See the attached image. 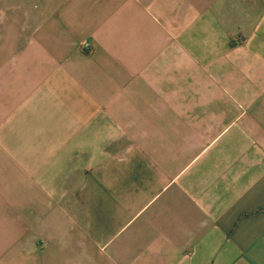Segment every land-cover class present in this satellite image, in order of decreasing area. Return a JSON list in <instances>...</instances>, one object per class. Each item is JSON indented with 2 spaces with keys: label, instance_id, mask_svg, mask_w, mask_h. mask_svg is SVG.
Listing matches in <instances>:
<instances>
[{
  "label": "crops",
  "instance_id": "crops-1",
  "mask_svg": "<svg viewBox=\"0 0 264 264\" xmlns=\"http://www.w3.org/2000/svg\"><path fill=\"white\" fill-rule=\"evenodd\" d=\"M0 264H264V0H0Z\"/></svg>",
  "mask_w": 264,
  "mask_h": 264
},
{
  "label": "built area",
  "instance_id": "built-area-1",
  "mask_svg": "<svg viewBox=\"0 0 264 264\" xmlns=\"http://www.w3.org/2000/svg\"><path fill=\"white\" fill-rule=\"evenodd\" d=\"M80 49L86 53L92 52V44L89 41H84L80 43Z\"/></svg>",
  "mask_w": 264,
  "mask_h": 264
}]
</instances>
